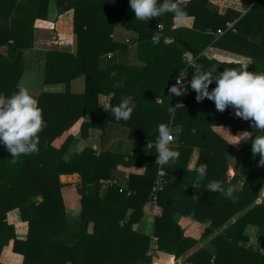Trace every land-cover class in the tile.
Here are the masks:
<instances>
[{"label":"trees","instance_id":"obj_1","mask_svg":"<svg viewBox=\"0 0 264 264\" xmlns=\"http://www.w3.org/2000/svg\"><path fill=\"white\" fill-rule=\"evenodd\" d=\"M49 3L50 0H0V93L11 96L21 88L19 82L24 68L18 61L22 58H17L13 52L22 53L34 47V24L37 19L47 18ZM55 3L58 14L74 11L77 50L76 53L49 50L44 59V83H63L65 91L30 93L38 99L46 121V127L39 133V152L21 156L13 163L10 153L0 149V264L172 262L188 249L190 241L194 242L183 237L174 219L176 213L193 214L202 222L207 221L204 213H211V225L206 231L209 234L256 202L264 186V165H260V157L251 152V143L254 136L264 135V132L253 128L249 121L235 117L232 106L220 112L207 98L197 102L196 93L190 87L184 96L173 95L169 103H163V99L162 103L156 101L176 83L177 76L184 69L188 70L189 79L195 74V68L183 61L186 44L178 30H174L176 34L169 43H164L166 28L172 27L173 13L142 22L135 19L129 0H55ZM160 23H164L166 31L158 30ZM116 25L138 35V56L146 62L145 66L112 63L102 67L105 55L123 51L127 46L112 37ZM219 26L216 24L212 28L217 30ZM236 28L240 38L247 42L253 59L248 63V70L264 73V0H258L251 10L241 15ZM156 36L160 38L158 42L154 41ZM205 37L211 40L212 36ZM198 64L204 69L217 66V74L225 68L240 66L206 56L198 57ZM82 75L86 78L85 91L72 92V80ZM213 87L215 81L209 85V90ZM100 94H112L110 106L118 105L124 97H134L136 108L131 119L115 120L107 108L100 107ZM89 115L91 119L81 124L83 136H87L90 128L105 132L111 122H117L130 127L131 138H144L152 145L135 149L127 156L86 147L66 160L65 154L74 140L71 129ZM159 124L181 126L180 138L184 142L177 158L178 166L167 167L163 187L157 192L160 213L155 235L159 248L149 255L151 236L135 231L133 226L142 219L144 206L157 178L159 165L155 163V143ZM214 125H231L234 134L251 132L242 148L245 156L242 173L247 176L245 183L241 186L226 183L224 170L222 176L217 177L225 188L231 186L234 189V199L227 198L224 203L217 201L212 205L211 196L204 192L205 189H191L196 178H192L194 173L182 166L184 182L178 189L182 193L202 194L204 198L196 207H191L189 201H170L177 185L176 178L182 172L179 165H187L195 144H201L202 149L198 165L209 161L228 165L234 149L216 135ZM193 130L202 135L201 138L190 137ZM207 134L215 135L219 139H214L225 145L221 147L218 143L212 147L211 140L203 136ZM119 164L141 165L146 171L143 175L131 174L123 191L118 186L108 187L105 196H101L102 181L108 179ZM76 172L82 175V182H61L60 174ZM17 208L22 219L29 224L27 239L17 238L15 226L7 220L8 212ZM71 208H81L78 217L69 215ZM91 222L94 223L92 233L88 231ZM249 224L259 228L257 235L262 239L264 249V201L255 203L225 230L224 235L218 237V241L227 245L228 251L235 249L240 240H247L244 231ZM70 231L79 232L80 237L75 243H64L61 237ZM241 249L247 264H253L256 258L259 264H264V253L245 246ZM206 253L200 250L196 256Z\"/></svg>","mask_w":264,"mask_h":264},{"label":"crops","instance_id":"obj_2","mask_svg":"<svg viewBox=\"0 0 264 264\" xmlns=\"http://www.w3.org/2000/svg\"><path fill=\"white\" fill-rule=\"evenodd\" d=\"M257 2L258 0H177V3L182 7L185 15L180 18L174 16L172 27L166 28L167 31L164 30V23L159 24L161 27L158 26V30L166 31L165 34H167V36L164 38L165 44L169 43L174 34H176L174 30H178V34L184 37V40L182 41L186 44V46L184 44L186 51L183 54V61L186 65L193 63L198 64V57L200 56H206L209 59H216L219 62L227 64H241L242 62L251 63L253 59L249 52V48L247 46L248 44L240 38L241 35L236 28V24L240 20L241 15L246 14L249 10H251ZM36 21L37 23L34 25L36 28L34 47L24 50L22 53L13 52V55L17 56V58H22V60L18 62L23 65L24 68V73L19 82V86L21 88L28 89L32 94H39L43 91H65L66 86L63 83H44L45 60L42 58L45 59L47 51L49 50H61L76 53L77 45L76 35L74 33V11L69 10L65 13L58 14V8L55 0H50L47 18L37 19ZM216 24L220 25V28L217 30L212 28V26ZM219 29L222 30V33H218ZM205 35H211V40L212 38L213 40L211 41L210 38H206ZM112 37L116 39V41L125 42L127 46L123 51L119 50L105 55L102 58V67L106 68L112 63H122L124 65L137 67L146 65V62L142 61L138 56L139 38L136 33L126 30L120 25H116ZM159 40V36L154 37L155 42H158ZM41 41L42 44L45 45L43 47H38ZM206 43L209 44L205 46L204 44ZM37 69H42L43 72V78L40 82L42 85L40 86H35L36 81H33L35 79L37 80V77L34 75L35 70ZM85 89V75L72 80V92L83 93ZM33 90H38L39 93H35ZM111 96L112 94L99 95V105L102 109H106L110 106ZM162 99L164 100L163 103H169L171 99H173V94L166 90L163 92L161 97L156 98V101L162 103ZM90 119V115L86 116L77 122L71 129V132L74 135V140L65 154L66 160H69L75 154L82 152L86 147H90L97 152L110 151L125 154L127 156L128 154L133 153L135 149L149 148L152 145V143L147 139L131 138L130 127L117 122H111L109 128L105 132H102V130L97 128H90L87 136H83L81 124L83 121H88ZM170 127L175 134L174 142L180 155V148L184 142L181 141L180 138L182 127L175 126L173 124H170ZM213 131L218 137L225 140L226 143L230 144L234 149L230 159L226 163L228 165L223 163L217 165V163H214L215 161H209L206 163V177L199 178L195 169L199 166L198 162L202 151L201 144H195L193 146V152L187 162V165H183L181 163L179 165L181 171L184 169L181 167L185 166L187 171L194 173L191 177L196 179L193 181L191 189H194L195 191L205 189L204 192L211 196L209 201L212 205L217 201H220V203L227 201V198L224 195L206 189L209 182L222 181L219 180L217 176H222L224 170H226V183H232L231 180L235 175H239V180L234 183L238 186L245 183L247 176L242 173L245 158L242 153V148L251 135V132H248L245 134L248 137L246 139H242L241 136H243V133L246 131H239L237 134H234L233 127L231 125H214ZM195 133H197V131L193 130L192 134L189 136L195 138H198L199 136V138H201L202 135H197ZM139 134L142 135L141 133ZM203 136L211 140L212 147H215L218 143L221 144V147L225 145L223 141L214 139V137H216L215 135L207 134ZM0 149H5L2 144H0ZM177 163L178 161L176 159L175 163L164 165L163 168L167 171V167H177ZM145 171L146 168L141 165L127 166L119 164L112 170L109 178L116 179L119 184L123 185V187H127L131 174L143 175ZM182 172H180V176L176 178L177 185L169 200L189 201L191 207H196L197 203L203 200L204 195L182 193V191L178 189V187H181L184 182L182 177L185 172ZM60 180L63 183H80L82 182V175L77 172L63 173L60 174ZM107 188L101 186V196H105ZM262 201H264V186L255 203H261ZM255 203L236 214L222 227L215 229L209 234H207L206 231L211 225V220H209V214L211 213H204V217L207 218V221L205 222L195 219L193 214L186 215L176 213L174 219L179 225L183 237L189 238L194 242L190 241V243H188V249L179 258L172 262H165L164 264H244V262L247 264L242 255V246L264 253V249L262 248V239L257 235L259 228L253 224H249L244 231V234L248 237L247 240H240V242L237 243L236 248L231 251H228L227 245L218 241V237L224 235L225 230L242 217ZM80 212L81 208H71L68 210V213L72 218L78 217ZM157 216L158 215H155L145 205L144 215L138 223L134 224L133 229L139 233L150 235L151 238L156 236L155 229ZM7 220L15 226L17 238L27 239L29 224L27 221L22 219L19 208L8 212ZM88 231L90 233L94 231L93 222H91ZM79 237V232L70 231L65 233L61 238L64 240V243L72 244L75 243ZM200 250H205L207 252L206 255L204 254L203 256L197 257L196 254H198ZM148 254L150 255V251ZM216 257L218 258L217 262L215 261ZM258 262L256 258L253 264H259ZM141 264L149 263L141 262Z\"/></svg>","mask_w":264,"mask_h":264},{"label":"clouds","instance_id":"obj_3","mask_svg":"<svg viewBox=\"0 0 264 264\" xmlns=\"http://www.w3.org/2000/svg\"><path fill=\"white\" fill-rule=\"evenodd\" d=\"M129 6L135 14V19L142 22L168 13H173L178 18L185 15L175 0H129ZM248 66L247 62H242L238 68H225L217 74L215 65L204 69L201 65L193 63L189 67L195 68V74L187 82V86L182 87L185 84L183 72L177 76L176 83L168 91L180 97L184 96L190 87L196 93L197 102L207 98L214 102L215 108L220 112L232 106L235 109V117L249 121L253 128L264 132V73L249 71ZM213 81L215 87L210 91L209 85ZM135 108L134 97L127 96L122 98L118 105L109 106L106 110L115 120L127 121L131 119ZM45 127L46 121L39 101L28 89L19 88L11 96L0 93V144L10 153L13 163L21 156L39 152V133ZM157 132L155 163L161 166L175 163L179 152L172 128L168 124H159ZM246 133L248 132L243 133L242 139L248 137ZM251 152L259 156V164L264 165V135L254 136ZM195 171L199 178L206 177L207 164H200ZM206 189L234 199V189L231 186L225 188L219 181L209 182Z\"/></svg>","mask_w":264,"mask_h":264},{"label":"built area","instance_id":"obj_4","mask_svg":"<svg viewBox=\"0 0 264 264\" xmlns=\"http://www.w3.org/2000/svg\"><path fill=\"white\" fill-rule=\"evenodd\" d=\"M159 27H161V25H159ZM218 33H222V30L219 29ZM183 72H184L183 80H184L185 84L182 85V87H185V86H187V82L189 81V77H188L189 72L187 69H184L181 72V74H183ZM177 104H179V103H177ZM173 135H174V141H175V134L173 133ZM166 175H167L166 170L163 168V166L159 165L157 178H156L155 183H154L153 191H152V193H151V195H150V197L146 203V207H148L155 215H159V213H160V206L158 204L157 192L163 187L164 178ZM102 186L105 188L118 186V187H120V191H123V189L125 188V187H123V185L119 184L116 179H112V178L104 179L102 181ZM151 241H152V244H151V249H150V255H153L157 251V249L159 248L158 237L153 236Z\"/></svg>","mask_w":264,"mask_h":264},{"label":"rangeland","instance_id":"obj_5","mask_svg":"<svg viewBox=\"0 0 264 264\" xmlns=\"http://www.w3.org/2000/svg\"><path fill=\"white\" fill-rule=\"evenodd\" d=\"M35 25V24H34ZM36 29V28H35ZM42 35H44V34H42ZM46 42V41H45ZM45 44H42V41H41V43L39 44V46L38 47H43ZM43 56V55H42ZM43 60H44V58H42ZM34 75L37 77V80L35 79V80H33V79H31V80H33V81H36V83H35V86H40V85H42L40 82H41V79L43 78V72H42V69H37V70H35V73H34ZM40 78V79H39ZM35 93H39L38 92V90L36 91V90H33Z\"/></svg>","mask_w":264,"mask_h":264},{"label":"water","instance_id":"obj_6","mask_svg":"<svg viewBox=\"0 0 264 264\" xmlns=\"http://www.w3.org/2000/svg\"><path fill=\"white\" fill-rule=\"evenodd\" d=\"M239 180V175H235L233 178H232V182H238Z\"/></svg>","mask_w":264,"mask_h":264}]
</instances>
